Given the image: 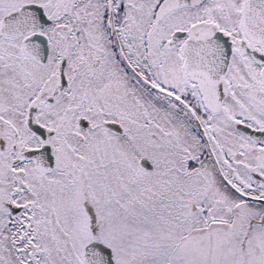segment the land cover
I'll use <instances>...</instances> for the list:
<instances>
[{"label": "snow or ice", "instance_id": "1", "mask_svg": "<svg viewBox=\"0 0 264 264\" xmlns=\"http://www.w3.org/2000/svg\"><path fill=\"white\" fill-rule=\"evenodd\" d=\"M0 264H264V0H0Z\"/></svg>", "mask_w": 264, "mask_h": 264}]
</instances>
